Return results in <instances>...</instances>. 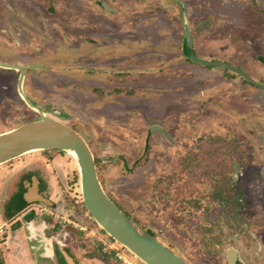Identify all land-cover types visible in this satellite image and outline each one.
I'll return each instance as SVG.
<instances>
[{"label":"rangeland","instance_id":"rangeland-1","mask_svg":"<svg viewBox=\"0 0 264 264\" xmlns=\"http://www.w3.org/2000/svg\"><path fill=\"white\" fill-rule=\"evenodd\" d=\"M186 25L198 57L264 84V0H0V61L138 227L191 264H264V90L189 60ZM18 76L0 67V133L41 116ZM0 226V264H146L89 213L66 151L1 165Z\"/></svg>","mask_w":264,"mask_h":264},{"label":"water","instance_id":"water-1","mask_svg":"<svg viewBox=\"0 0 264 264\" xmlns=\"http://www.w3.org/2000/svg\"><path fill=\"white\" fill-rule=\"evenodd\" d=\"M103 6H108L103 3ZM109 9V8H108ZM184 50L187 58L201 66H216L233 71L252 85L264 90V84L254 80L244 70L234 65L216 61L203 60L194 51V37L189 25L185 26ZM0 67L15 69L19 72L17 90L25 102L38 110L40 119L25 123L9 131L0 133V166L24 154L37 150H73L77 156L80 172L81 192L84 204L95 221L117 243L127 248L146 264H191L172 249L167 247L156 236L138 227L106 193L98 175L95 156L83 136L68 124L52 118L39 109L23 91L24 69L20 65L0 61ZM163 129L153 125L151 131ZM32 200L51 202L38 195L34 190ZM30 200V201H32ZM65 254V253H64ZM68 264H73L71 258L64 255ZM237 252L231 250L227 264H236Z\"/></svg>","mask_w":264,"mask_h":264},{"label":"trees","instance_id":"trees-1","mask_svg":"<svg viewBox=\"0 0 264 264\" xmlns=\"http://www.w3.org/2000/svg\"><path fill=\"white\" fill-rule=\"evenodd\" d=\"M264 62V61H263ZM24 204L25 205H23L24 207H26L27 206V203L26 202H24ZM22 206V208L21 209H23L24 207ZM20 209V208H19ZM33 213H31L30 214V217H31V215H32ZM152 235H154L151 231H149ZM155 236V235H154ZM65 264H66V261H65V259H64V257L63 256H61V258H60Z\"/></svg>","mask_w":264,"mask_h":264},{"label":"built area","instance_id":"built-area-1","mask_svg":"<svg viewBox=\"0 0 264 264\" xmlns=\"http://www.w3.org/2000/svg\"><path fill=\"white\" fill-rule=\"evenodd\" d=\"M2 227L0 226V233L2 232ZM118 254V253H117ZM118 257L120 258V259H122L123 261H125L126 263H130V262H128V260H126V258L123 256V255H121V254H118Z\"/></svg>","mask_w":264,"mask_h":264},{"label":"bare ground","instance_id":"bare-ground-1","mask_svg":"<svg viewBox=\"0 0 264 264\" xmlns=\"http://www.w3.org/2000/svg\"><path fill=\"white\" fill-rule=\"evenodd\" d=\"M67 152L70 153L74 158H76L77 161V156L73 150H68Z\"/></svg>","mask_w":264,"mask_h":264},{"label":"crops","instance_id":"crops-1","mask_svg":"<svg viewBox=\"0 0 264 264\" xmlns=\"http://www.w3.org/2000/svg\"><path fill=\"white\" fill-rule=\"evenodd\" d=\"M0 167H1V166H0ZM17 168H18V167H17ZM17 168H16V167H14V168H11V169H12V171H13V170H17ZM18 169H19V168H18ZM3 223H5V222H3Z\"/></svg>","mask_w":264,"mask_h":264},{"label":"flooded vegetation","instance_id":"flooded-vegetation-1","mask_svg":"<svg viewBox=\"0 0 264 264\" xmlns=\"http://www.w3.org/2000/svg\"><path fill=\"white\" fill-rule=\"evenodd\" d=\"M37 112H38V110H37ZM31 213H33V212H31ZM31 213H30V214H31ZM160 241H161V240H160ZM237 261H238V257H237ZM236 264H238V262H236Z\"/></svg>","mask_w":264,"mask_h":264}]
</instances>
